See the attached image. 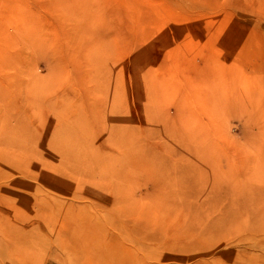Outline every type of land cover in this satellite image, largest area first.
Segmentation results:
<instances>
[{
  "label": "rangeland",
  "instance_id": "1",
  "mask_svg": "<svg viewBox=\"0 0 264 264\" xmlns=\"http://www.w3.org/2000/svg\"><path fill=\"white\" fill-rule=\"evenodd\" d=\"M0 264H264V0H0Z\"/></svg>",
  "mask_w": 264,
  "mask_h": 264
}]
</instances>
